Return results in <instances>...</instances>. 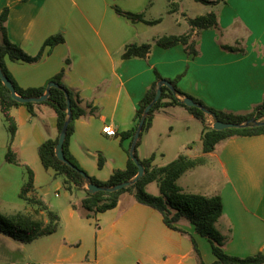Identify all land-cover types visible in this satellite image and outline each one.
Returning <instances> with one entry per match:
<instances>
[{
    "label": "crops",
    "instance_id": "crops-1",
    "mask_svg": "<svg viewBox=\"0 0 264 264\" xmlns=\"http://www.w3.org/2000/svg\"><path fill=\"white\" fill-rule=\"evenodd\" d=\"M207 1L194 3L206 8L202 15L216 14V28L190 32L187 20L194 17L187 14L183 1L167 0L174 7L165 14L183 16V24L174 20L183 29L158 35L155 29L162 23L161 17L154 25L134 23L113 9L117 6L144 14L154 7V0H0V13L8 10V38L28 55H36L50 36H63V43L46 47L38 62L7 61V68L21 88L42 87L64 72L65 85L78 93L86 110L74 122L69 152L90 177L106 181L115 170L125 169L126 148L131 141L122 139L121 134L135 129L138 104L156 73L169 80L179 77L176 85L180 91L215 110L245 114L264 100V10L253 11L245 4L243 15L234 10L231 0ZM231 9V14L226 12ZM189 32L195 56L182 44L170 48L157 45L163 36ZM129 44H149L147 57L123 59ZM90 107L95 111L90 112ZM34 112L32 117L25 106L11 109L17 131L10 143L0 111V207L23 206L26 212L36 208L19 197L25 170L5 160L10 147L21 164L33 171V195L59 217L58 229L25 244L31 245L29 248L13 244L14 240L0 233V242L15 248L13 254L4 256L2 264H18L19 250L22 264H197L189 237L166 227L158 211L136 202L128 193L120 197L116 207L86 217L81 207L84 191L67 190L63 178L55 176L52 169L45 170L38 157V147L58 134L56 113L46 104L37 105ZM205 122L211 120L206 118ZM106 125L115 128L117 136H106L102 132ZM201 133V121L184 107L160 108L142 135L137 156L146 159L153 154L152 165L157 166L158 154L157 167L179 155L205 157L204 165L185 172L177 184L187 193L221 197L223 209L216 227L226 237L224 252L238 257L258 252L264 255V135L225 138L212 152L203 153ZM156 135L158 149H153L149 143ZM42 169L56 181L55 192L63 189L67 193L63 202L54 205L38 195ZM177 226L194 238L205 264L215 261L210 243L196 234L189 222L180 220Z\"/></svg>",
    "mask_w": 264,
    "mask_h": 264
},
{
    "label": "trees",
    "instance_id": "trees-1",
    "mask_svg": "<svg viewBox=\"0 0 264 264\" xmlns=\"http://www.w3.org/2000/svg\"><path fill=\"white\" fill-rule=\"evenodd\" d=\"M195 1L203 4L209 3L207 0ZM220 2L224 3L225 0H214L211 3L216 4ZM113 9L117 15L125 17L134 23L143 22L148 25H154L160 22V19L153 21L145 20L143 13L124 11L117 6H113ZM7 17L8 10L7 8H4L0 13V70L3 76L12 83L15 93L23 98L40 97L47 92L48 85L50 83L55 84V86L49 88V96L45 101L39 103H20L12 99L9 90L0 79V111L4 120L7 122L10 143L13 141L17 131V125L10 113L13 107L25 106L30 115L33 117L35 115L34 108L37 105L46 104L50 106L56 113L58 134L54 139H47L38 147V157L45 170L52 169L55 176H61L63 178V185L67 190L74 187L84 191L85 196L81 201V207L85 211L86 217H90L116 207L120 197L123 194L128 193L133 196L136 202L158 211L166 227L189 237L197 264L205 263L201 258V254L194 238L187 232L178 228L177 224L180 220H186L189 222L193 226L196 234L208 240L211 245L212 253L215 257V261L211 264H264V255L261 252L246 257L233 256L224 252L222 247L226 241V237L222 235L216 227V223L221 217L223 209L222 199L219 195L203 196L199 194L187 193L184 192L177 184L178 179L185 172L206 163V158L203 156L188 158L184 155H179L168 164L157 167L152 165L154 160L153 154L146 159H139L135 150V156L144 168V174L139 177L134 184H130L111 193L105 191L89 193L86 189V185L88 183L105 188L133 180L137 174L138 168L128 155L131 142L126 148L128 159L125 169L115 170L106 181H98L95 178L90 177L79 167L76 160L69 152V141L74 132L75 120L85 115L86 110L81 106V100L78 93L65 85L63 81L64 72L60 71L42 87L21 88L7 68V61L25 63L38 62L41 59L46 47L52 48L57 44L63 43L64 38L61 34L50 36L44 41L43 46L36 55H28L8 38L5 26ZM187 23L190 26V32L195 29L206 30L216 28L217 17L214 12H209L205 15L188 19ZM190 32L179 36H163L157 40V45L163 48H170L174 45L182 44L188 54L195 56L197 55V50L195 48V42L190 39ZM223 48L229 51H235V48L232 47L223 46ZM149 51V44H129L125 47L122 58H146ZM178 79L179 77L173 80L164 79L156 73L155 81L151 84L138 104L135 115V129L130 132H123L121 134L122 139L129 138L130 141H132L143 110L153 100L158 83L162 80L168 81L172 85L174 93L167 87L162 86L160 98L152 105L147 117L145 118L136 144V149L140 145L143 133L151 126L153 113L160 108L173 105L184 107L196 119L201 121V143L203 153L212 152L215 144L225 138L232 136L251 137L264 135V125H249L243 128L214 130L212 128V124H206L205 122L207 115L213 118V122L216 119L223 123L236 125L243 124L252 119L255 121L263 120L264 100L260 104L256 105L250 112L245 114L215 110L206 106L202 101L180 91L176 85ZM67 97L70 101L71 117L69 118L65 140L63 142V153L66 160L69 161L72 166H68L64 162L60 161L55 155L58 136L62 130L65 120L67 119ZM179 97L181 99L190 98L195 104H197V106L188 107L181 100H179ZM201 108L205 109L209 114L203 112ZM89 111L94 112L95 108L90 107ZM5 160L8 163L24 167L25 180L20 188L19 197L28 205L35 206L36 208L32 212L18 211L10 217H2L0 215V233L23 244L31 243L40 237L49 236L55 233L58 229L59 217L49 211L42 200L33 195L35 190L33 171L28 166L21 164L17 154L14 153L10 147H8L5 154ZM102 163L103 158L100 157L98 162L99 167L102 166ZM80 171L84 172V176L79 173ZM154 181L158 185L159 195H152L145 189L148 184ZM42 212H45V215H43ZM44 216L47 218V222L44 221Z\"/></svg>",
    "mask_w": 264,
    "mask_h": 264
},
{
    "label": "rangeland",
    "instance_id": "rangeland-1",
    "mask_svg": "<svg viewBox=\"0 0 264 264\" xmlns=\"http://www.w3.org/2000/svg\"><path fill=\"white\" fill-rule=\"evenodd\" d=\"M185 10L187 12V14L190 17H196L199 15H202L203 13H205L204 11H206V8L203 7L200 4L194 3V0H182ZM155 5L154 7H152L150 9V11L148 12H144V16L149 18V19H160V17L162 18V23L156 27L155 30H157L158 35H162L165 33H171L172 31H178L180 32L183 28L181 27H177L175 25L174 20L178 19L182 24L184 22L183 16H181L179 13H176L175 15H166L165 11L166 9L171 10L172 7H174V5L170 4V2H167V0H154ZM231 6H233L234 10L235 8L244 15L245 13V4H248L247 6L249 8H251L253 11H261L264 10V0H255V1H249V2H244V1H240V0H231L230 2ZM221 6H219L218 8H215L214 10L220 9ZM226 12H233V10L231 9V11L226 10ZM225 12V15L227 14ZM143 13V12H141ZM231 14V13H230ZM261 17H258L257 19H260ZM261 20H263V17L261 18ZM207 119L211 120V123H213V118L209 115H207L206 117ZM149 147L151 148H156L158 149V136H154L150 143H149ZM157 166H158V154H157V160H156ZM166 163V162H163ZM165 165V164H164ZM42 175H40L38 177V195L42 196L45 201H49L50 203L56 205L57 203L63 202L65 200V196H67V193H65V191L63 189L59 190L58 192H55V180L53 179L52 175H49L47 173H45L46 171L44 169H42ZM62 182V179H60ZM59 180V182H60ZM58 181V179H57ZM148 193L152 194V195H159V190H158V185L157 183L154 181L152 183L149 184L148 189H147ZM55 193H58L59 196L55 197ZM25 206V205H24ZM23 206H16L15 208L12 209H3L0 207V215L2 217H10L12 216L15 212L17 211H23ZM10 242V241H9ZM13 244H19L18 246L23 247L26 246V248H29V246L31 245H25L23 243H17L14 241ZM208 245V243H207ZM209 247V245H208ZM15 248H12V246H10V243H2L0 242V264L3 263L4 261V256H6V254H13ZM13 251V252H12ZM1 252H4L3 256L1 254ZM18 253H16V257L19 258V262L18 264H22V260H21V255H23L21 253V250L18 251Z\"/></svg>",
    "mask_w": 264,
    "mask_h": 264
},
{
    "label": "water",
    "instance_id": "water-1",
    "mask_svg": "<svg viewBox=\"0 0 264 264\" xmlns=\"http://www.w3.org/2000/svg\"><path fill=\"white\" fill-rule=\"evenodd\" d=\"M0 79L3 82V84L6 86V88L9 90L12 99H14L15 101L20 102V103H28V102L39 103V102H43L49 96V92H48L49 88L55 86L54 83H50L48 85L47 92L44 95L40 96V97L23 98V97L18 96L15 93V90H14V87H13L12 83L6 77L3 76L1 70H0ZM162 86L167 87L171 92L174 93V88L172 87V85L168 81H165V80L160 81L158 83L156 94H155L153 100L143 110L141 119H140V121H139V123H138V125L136 127L134 136L132 138V141H131V144H130V148H129V153H128L129 157L133 160V162L136 164V166L138 168L137 174L135 175L133 180H131L129 182H124V183H121V184L113 185V186H110V187H105V188H101V187H99V186H97L95 184L88 183L86 185V189H87V191L89 193H95V192H98V191H105V192L111 193V192L118 191V190L122 189L123 187H126V186H128L130 184H134L137 181V179L144 174V168L141 166V164L139 163L137 157L135 156L136 144H137V141L139 139V136H140V133H141L142 126L144 124L145 118L147 117L150 108L152 107V105L156 101H158V99L161 96V88H162ZM179 100H181L188 107H193V106L196 107L197 106V104H195L190 98H182V99H179ZM201 110L203 112L209 114L205 109L201 108ZM70 117H71L70 101H69V99L67 97V119L65 120V122L63 124V127H62V130L59 133L58 143H57L56 148H55V155L60 161L64 162L68 166H72V165H71V163L69 161L66 160V158L64 156V153H63V142L65 140L66 131H67L68 122H69V118ZM249 125H251V126H262V125H264V119L260 120V121H255V120L252 119V120H249V121H247V122H245L243 124H240V125L231 124V123H223V122H220L219 120L215 119L214 122L212 123V128L214 130H223V129H227V128H243V127H247ZM79 173L84 176V172L80 171Z\"/></svg>",
    "mask_w": 264,
    "mask_h": 264
},
{
    "label": "built area",
    "instance_id": "built-area-1",
    "mask_svg": "<svg viewBox=\"0 0 264 264\" xmlns=\"http://www.w3.org/2000/svg\"><path fill=\"white\" fill-rule=\"evenodd\" d=\"M102 132L108 136V137H115L117 136V131L115 128H113L112 126L110 125H106L102 128Z\"/></svg>",
    "mask_w": 264,
    "mask_h": 264
}]
</instances>
